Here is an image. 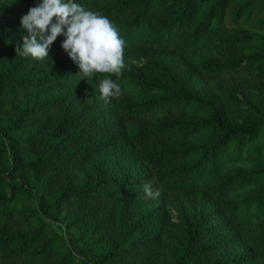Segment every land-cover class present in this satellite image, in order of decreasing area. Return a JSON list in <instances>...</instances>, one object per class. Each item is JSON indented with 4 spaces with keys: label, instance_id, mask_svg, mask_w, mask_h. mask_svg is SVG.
<instances>
[{
    "label": "trees",
    "instance_id": "trees-1",
    "mask_svg": "<svg viewBox=\"0 0 264 264\" xmlns=\"http://www.w3.org/2000/svg\"><path fill=\"white\" fill-rule=\"evenodd\" d=\"M71 2L116 27L125 67L79 80L63 35L21 57L37 0H0V264H264V0ZM122 145L123 178L103 165Z\"/></svg>",
    "mask_w": 264,
    "mask_h": 264
},
{
    "label": "clouds",
    "instance_id": "clouds-1",
    "mask_svg": "<svg viewBox=\"0 0 264 264\" xmlns=\"http://www.w3.org/2000/svg\"><path fill=\"white\" fill-rule=\"evenodd\" d=\"M20 23L28 33L15 49L21 57L38 61L48 58L50 46L57 36L63 35L61 47L78 65L79 80H90L100 73L119 75L125 67V41L116 27L105 16L71 0H37L21 17ZM99 91L106 103L109 98L121 94L120 86L109 76L100 81ZM143 191L148 198L161 194L158 189L153 190L151 181L143 185Z\"/></svg>",
    "mask_w": 264,
    "mask_h": 264
},
{
    "label": "rangeland",
    "instance_id": "rangeland-1",
    "mask_svg": "<svg viewBox=\"0 0 264 264\" xmlns=\"http://www.w3.org/2000/svg\"><path fill=\"white\" fill-rule=\"evenodd\" d=\"M58 91H53L50 96L57 95ZM122 150H113L112 154L114 157H111L103 162V165L105 168L108 169L109 174L118 176H121V178L125 177V174H129L133 172V174L139 170H141L138 167V162L136 160V155L133 151L124 148V145ZM108 158V157H106ZM144 208L145 210H149L152 208H155L157 205L161 203V197L157 198H148L144 197ZM168 217L173 221L176 222V224H180V217L181 212L177 207L169 206L166 208Z\"/></svg>",
    "mask_w": 264,
    "mask_h": 264
}]
</instances>
